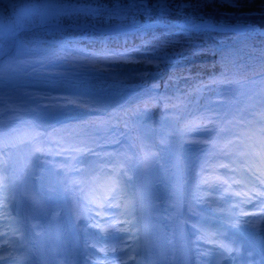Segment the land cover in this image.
Wrapping results in <instances>:
<instances>
[{
  "label": "trees",
  "instance_id": "16d2710c",
  "mask_svg": "<svg viewBox=\"0 0 264 264\" xmlns=\"http://www.w3.org/2000/svg\"><path fill=\"white\" fill-rule=\"evenodd\" d=\"M201 2L208 6L163 19L142 12L60 15L55 23L64 28L18 32L21 59L37 62L43 76L35 87L46 123L27 144L43 142L46 155L63 148L78 159L72 170L77 176L88 162L106 165L114 176L93 193L117 175L135 185L143 172L157 171L162 163L167 185L188 189L192 205L208 200L215 186L224 193L238 172L258 167L255 153L264 126V34L258 30L264 31V0H239L236 7L228 6L230 0ZM15 4L17 13L31 7L30 0ZM0 11L11 25L12 6L4 3ZM194 12L219 26L183 30ZM146 24L152 26L133 27ZM110 27L121 28L98 30ZM12 46L9 41L0 56ZM11 62L17 61L10 54L0 70L10 69Z\"/></svg>",
  "mask_w": 264,
  "mask_h": 264
},
{
  "label": "rangeland",
  "instance_id": "374dc122",
  "mask_svg": "<svg viewBox=\"0 0 264 264\" xmlns=\"http://www.w3.org/2000/svg\"><path fill=\"white\" fill-rule=\"evenodd\" d=\"M7 19V17H0V25L5 28L11 26ZM56 20L57 18L50 19L43 23ZM239 29L242 28L238 27L235 30ZM12 50L11 58L17 62H11L10 69L0 70V99L6 96L2 94L5 92L13 97V101L1 103V105L9 112V122H20L18 120L27 117L25 119L27 122L37 124L34 132H28L21 127L28 132L25 135L30 136L29 142L32 143L39 137L46 123L45 116L40 111L41 99L38 97L40 94L35 87L37 80H41L43 76L37 74L40 71L35 68L37 62L21 59L22 53L15 46ZM22 72H24V76L20 77ZM2 113L0 111V115ZM3 143L4 141H0V174L5 178V187L0 194V257H3L0 259V264H12L16 259L17 250L15 247L21 242L24 243L21 237L23 225L21 224V230L15 233V224L11 223V218L14 220L20 216H27V213H30L28 209L31 210L36 201L38 191L36 193L28 192L23 188L26 180L32 181L37 188L45 190L48 194H55L59 198L73 236L80 243L84 252L82 264H121V261L125 264H147L145 258L148 255L149 246L142 233L141 219L144 173L140 182L137 183L138 185L135 184L137 192L132 189L133 180L124 183L118 179L112 181L109 186L100 188L99 192L94 195L95 193L91 192L92 185H96L105 176L110 175L106 167L101 168L92 164L83 175L77 176L72 170L78 159L71 156L69 152H65L63 148L46 155L45 149L41 151V147L39 149L37 145L32 148L23 143L22 146L18 144L14 147H6ZM256 168L254 166L247 168L246 174L238 172L236 178L230 183V189L224 193H222L224 187L215 186L208 200L199 205H192L187 200L186 193L181 189L171 190L159 174V169L153 172L156 176H160L161 181L166 185V190H169L172 196H179L175 215L182 230L188 264H224L228 260L227 258L233 255V252L221 256L220 252L223 250L218 245L224 243L230 249H232V243L243 246V242L238 239V235L241 234L251 232L254 240L264 241L262 225L264 220L256 223L255 229L248 228L244 232L229 227L230 224L237 221L244 225L245 222L251 224L259 219L257 216L236 215L238 207L245 209L249 204L246 202L248 196L254 195L248 192L245 187V177L250 176ZM222 172L223 175L228 174L226 171ZM117 176L120 177V175ZM114 183L120 190V196L109 206L107 200L111 199L110 189ZM234 190H239L241 195H235ZM241 190H245L246 193ZM6 192H10L11 210L9 213L5 212L7 209L4 204ZM135 197L138 198V209L134 205ZM252 202L258 205V201L252 200L250 203ZM40 204L41 202L37 205ZM181 206L185 208L180 212ZM40 221L43 220L40 219ZM81 227L87 234L85 238L79 237L78 239L76 235ZM40 229L41 226L33 228L34 237L42 236ZM117 229L121 231H117ZM137 229L141 232L138 233ZM108 233L111 236H108ZM158 235L157 232L155 236L159 246L160 236L158 237ZM106 238L107 243H105ZM168 247L170 250L169 245ZM61 248L63 251L65 250L64 247L61 246ZM101 248H116L117 251H110L105 256L103 252L99 251ZM157 254L158 247L155 255ZM235 255L238 256L237 253ZM156 260L157 257L151 263L155 264Z\"/></svg>",
  "mask_w": 264,
  "mask_h": 264
},
{
  "label": "bare ground",
  "instance_id": "6f19581e",
  "mask_svg": "<svg viewBox=\"0 0 264 264\" xmlns=\"http://www.w3.org/2000/svg\"><path fill=\"white\" fill-rule=\"evenodd\" d=\"M2 91V90H1ZM13 101V97L10 94L2 92ZM15 101V100H14ZM16 103V101H15ZM1 115L9 116V112L3 106H0ZM4 118L3 116L0 119ZM26 118H22L23 127L28 132H34L37 128V124H31L27 122ZM13 121L12 123H16ZM28 123V124H27ZM16 129H19L16 127ZM27 132V133H28ZM22 137L14 136L9 141L20 139ZM24 190L28 192L38 193L34 206L31 207L30 213L27 216H20L18 218L11 219V222L18 221L23 225L25 229L21 233V237L26 241V249L20 251L19 247H16L20 255H27L30 259L29 264H41V251L38 245V240L33 235V228H39L40 223L47 225L50 228L53 237L58 241V245L64 247V251H61V257L54 259L55 264H78L82 262L83 250L73 236V231L70 228V223L67 219L66 213L62 207V204L55 194H48L45 190L37 188L33 185L32 181H25L23 185ZM41 202L40 205H37ZM178 204V196L169 195L163 185L160 182V178L156 175H146L143 181L142 188V204H141V219H142V233L145 236L149 252L145 258L147 264H152L154 257H156L157 250V238L156 234L165 238V243L168 247V254L172 264H188L185 242L182 234V230L178 220L176 219L175 210ZM6 213H9L7 211ZM42 219L43 221H40ZM42 225V224H41ZM263 232H264V223ZM33 227V228H32ZM83 231L81 227L77 232V238L79 239V233ZM160 232V233H159ZM159 236V235H158ZM239 236V235H238ZM244 240L243 246H237L238 244L232 243V249H235L234 254L227 258L224 264H264V246L262 241L258 242L252 238V235L241 234ZM55 239H53L55 241ZM56 243V241H55ZM14 264V263H13Z\"/></svg>",
  "mask_w": 264,
  "mask_h": 264
},
{
  "label": "snow or ice",
  "instance_id": "6c2138e0",
  "mask_svg": "<svg viewBox=\"0 0 264 264\" xmlns=\"http://www.w3.org/2000/svg\"><path fill=\"white\" fill-rule=\"evenodd\" d=\"M4 3H9L13 8L12 15L15 19L12 20L11 26L5 28L3 25H0V52H3L4 46L11 41L13 46H17L20 50H23L24 45L18 43L16 40L17 33L24 28L30 26L32 23L37 21L43 23L47 22L50 19H56L60 15H97L102 12H107L110 15L123 16L128 15L134 12H142L149 18L153 16L163 19L173 12L178 13L181 9H193L200 10L202 7H207V4H202L201 0H129L127 4H122L120 0H115L113 5H109L108 0H85L83 5L81 0H30L31 7L27 12L17 13L15 11V0H0V5ZM229 7L239 6V0H230L228 4ZM3 16V12L0 11V17ZM218 22L211 19H205L203 17H198L193 13L191 19L185 18L183 30L188 31L189 33L202 32L207 30H214L218 27ZM71 103V102H69ZM261 134V144L260 151L255 153L256 162L258 167L255 171H252L250 176H246V184L248 192L253 193L254 195L248 196L246 202H251L252 200L258 201V205H255V211H246L244 208L238 207L236 215L238 216H257L259 219L254 223L245 222L244 225H241L239 221L232 223L229 227L237 229L239 232H244L248 228L255 229V224L259 223L261 220H264V126L260 129ZM221 167H227V165H221ZM5 187V178L0 174V194H2ZM111 199L107 200L109 206H111L112 201H116L120 196V190L117 187V184L114 183L111 185ZM106 199V198H102ZM119 206V205H117ZM98 207H100L98 205ZM99 215L100 212L98 211ZM117 231H121L117 229ZM107 233V230H105ZM250 236L253 233H248ZM111 236L110 233L107 234ZM107 243V238L105 239ZM264 246V241L261 242ZM223 251L220 252V255L223 256L225 253L234 252L235 249H230L226 244L220 243L218 245ZM121 251L123 249H120ZM99 251L103 252L105 256L108 255V252H116V248H101ZM3 259V257H0ZM121 264L125 262L121 261Z\"/></svg>",
  "mask_w": 264,
  "mask_h": 264
},
{
  "label": "water",
  "instance_id": "95a60500",
  "mask_svg": "<svg viewBox=\"0 0 264 264\" xmlns=\"http://www.w3.org/2000/svg\"><path fill=\"white\" fill-rule=\"evenodd\" d=\"M38 24H39V26L32 27V28L27 29V30H34V29L44 30V29H47V28H54V29L64 28V27H61V26H58V25L54 24L53 22L45 23L44 24V23H41V22L38 21ZM148 26H152V25L151 24H146V25H140V26H135V27L143 28V27H148ZM238 27L239 28H242L240 26H234L233 28L234 29H238ZM119 28H121V27H110V28H104V29H98V30L99 31H104L106 29H119ZM23 31H26V30H21L20 32H23ZM258 32L264 34V31L258 30ZM8 54L1 56L0 57V62L3 59H5ZM6 102H11V100H10L9 97H5L3 99H0V106H2L1 103H6ZM0 111H1V109H0ZM1 116H3L4 118L0 119V127H1V130H2L1 133H0L1 134L0 139L4 138V139H6V140L9 141V139L11 137L19 136V137H22V138L16 139V141H18V140L20 141V140H27L30 137V136H24L25 135V132L23 134V132L21 131L19 124H22V122L21 123H10V124H8L7 123L8 122V117H6L5 115H0V117ZM16 127L19 128V129H16ZM9 143L7 145H14L15 144L14 142L13 143H10V144ZM146 175L147 174L145 173L144 174V177ZM148 175H150V174H148ZM178 202H179V196H178ZM42 227L44 229L43 230V235H44V241L43 242L45 244V255H46V259H47L46 262H47V264H54L53 260L54 259H58L59 257H61V248L58 245V241L50 233L51 230L48 228V226L47 225H42ZM160 237L161 238L159 239V241H161L162 244H164L165 238H164L162 232H161ZM53 239H55L56 243H55V241ZM165 254H167V253H165V251H164V255Z\"/></svg>",
  "mask_w": 264,
  "mask_h": 264
}]
</instances>
